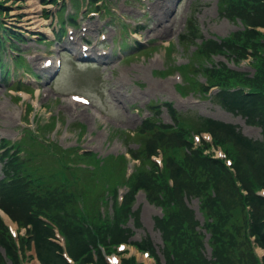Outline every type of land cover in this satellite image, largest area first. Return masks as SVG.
Returning a JSON list of instances; mask_svg holds the SVG:
<instances>
[{
  "label": "rangeland",
  "instance_id": "374dc122",
  "mask_svg": "<svg viewBox=\"0 0 264 264\" xmlns=\"http://www.w3.org/2000/svg\"><path fill=\"white\" fill-rule=\"evenodd\" d=\"M105 1V8L100 9L102 12L106 10L107 14L101 13L99 9H96V4L92 2L91 6L98 10L100 15L89 14L90 17L82 18V21L86 23L89 22L88 25L90 26V30L88 31V35L91 39L98 40V35L102 32L100 28L104 29V34L109 37L107 49H110L112 46L110 37L116 35L118 31L120 32V38L115 40V48L117 49V52L113 55L115 58L112 59L110 55L106 58L109 62L96 63V65L99 66L96 67L87 65L85 62L79 63L74 57L63 54L65 57L64 68L61 74L53 79L54 87L57 91H54V95L51 94L53 99L49 97V101L53 100V103H44V107L47 110H53L52 115L42 112L39 116L40 119L49 120L48 122H50L53 120L50 117L56 115V119L59 117L57 128L51 130L48 134L47 128L39 125L36 134L31 131L29 132L34 138L49 144L47 146V155L52 156L56 161L58 164L57 173L61 174L63 178H70L71 176L78 175L81 178L92 180V184L94 185L93 188L96 192H87L85 195L86 200L79 198L80 200L77 202L94 201V203L97 204V213L99 217L92 221L94 225L113 221L114 215L117 212L119 213L117 203H119L122 196V200L125 201V195H130V193H127L128 187L126 183L132 186H139L142 182L148 184L147 186L152 184L154 172L158 167L152 159L151 153H156L158 155L163 154L164 167L159 171V175L167 181L168 157L179 153H176V147L172 146L168 149L165 144H160L157 147L154 146L155 149L153 148V150H151L149 144L155 143L154 136L138 135L139 126L142 124L144 118L150 115L151 112L154 114V117H157L156 121L162 125L167 124V126L175 125L178 127V125L186 124L192 131L193 127H198V123L201 121L202 117H211L234 124L237 129L247 137L254 140H264L262 127L248 122L247 118L241 113L226 109L218 98L212 100L206 94L195 91L189 92L188 87L179 88V85H177V83L181 81V77L178 71L173 67L181 65L179 69H182L188 62L189 55L195 48V44L191 42V39L186 43L187 49L179 40L180 35H182L186 29L195 31L197 35L194 41L199 42L202 36L210 37L214 34L215 36L216 34L226 36L240 27L239 23L228 19L222 14L219 0H166L164 6H162L163 8H161L159 16L156 18L155 15H153V17L149 19L150 26L152 27L143 31V34L146 35L144 37L149 36L153 39L147 44L148 46L150 44L159 46L156 50H151L147 53L140 51L134 56L130 55L132 50L129 52L127 51L130 42L128 41L127 46L124 47L122 41L125 37H129L131 27L134 26L136 22L130 24V27L129 24H127L130 23L129 19L127 23H124L120 15L114 16L113 12H111L112 6H115L119 11L130 18H137L141 16L143 8H146L150 16L152 13L158 12L157 8L160 0ZM2 2L4 6L1 7L3 10L1 19L7 22V25L18 27L24 32L29 31L33 33L38 32L37 29L40 27L47 29L46 27L50 24L51 16L49 15L51 13V6L50 4L42 3V0H2ZM72 4L73 9L76 10V14L68 16V21L77 25L78 15L81 14L84 8L80 1H72ZM125 15H123L124 18L126 17ZM60 16L61 22L63 23L65 18L64 11L60 12ZM110 16L117 18L114 20L112 28H107L104 24L106 20H109ZM187 18H191L192 21V26L190 28H188L186 24V22H188ZM30 20H38L35 24H45L31 29L29 27L32 26L33 23H30ZM162 21H166V24L160 25ZM50 29L52 30V27H50ZM96 29H98V32H96ZM62 33L65 32L62 31ZM153 37H156V39ZM28 41L29 44L36 47L37 44L33 39H28ZM169 41H172V47L165 49L162 44H168ZM12 43L13 41L9 39L6 43V47ZM62 44L65 45V43L61 42V45ZM61 45L58 46L54 44V47H56V50L60 47L64 48ZM21 49L25 51L29 48L25 45H21ZM33 49L30 48L25 51V55L27 61L34 70V66H42L41 63L44 61L45 57L43 56L45 54L42 55V53ZM120 49L125 52L121 58H119L118 53ZM170 50H172L171 54L169 53ZM11 55L15 57L14 54ZM200 58L199 62L202 63L204 59L201 61ZM5 60L11 63L12 60L9 57V53H7ZM27 61L19 59L16 62L17 67L21 68L24 72L34 73ZM215 61H225V58L224 56H217ZM229 64L242 71H252V68L249 67L246 62H242L239 66L233 63ZM168 68L172 69V71L174 69V71L165 73ZM35 70L42 78H46L43 79L44 82H47L48 78H50L47 69H41L42 71ZM2 72L3 71H0V74ZM42 74H44V76H42ZM189 77L192 80L194 77L198 82L205 80L203 77L194 74L189 75ZM23 78L27 81L25 75ZM18 79H20V77ZM36 81L40 82L39 79H36ZM36 87L38 86L35 85V88ZM8 88L9 83L5 82L0 77V140L2 138L10 139L12 137H17L16 139H19L20 137L18 138V135L22 127L26 126L22 121V118L24 119L25 105L21 103L15 104L12 100L10 101ZM69 92H80L91 96L95 105H99L98 108L104 111V117L100 118L96 114L94 116L91 114L92 111L90 110H80L83 105L76 104L71 98H66V103L62 101V94ZM151 101L153 104H157L148 105ZM164 102L173 103L172 105L177 108V112L178 110L180 112L182 111L178 113V115L181 116L180 118L178 117V120L174 119L168 112L167 105H165ZM78 122L84 125V132L80 133L79 128L74 126V123ZM40 123H42V120ZM31 128H33L32 125ZM133 130L137 135L131 133ZM47 136L51 141L57 142L63 148L83 146V148L95 152L93 153L94 161L83 158L74 159L72 158L74 156L72 153L69 154L68 159H65V150L54 151ZM205 136L207 138L210 137L208 134ZM173 138L177 139L176 136H173ZM165 142H168V138ZM147 148L151 151H148ZM15 151L16 150H14L13 153ZM186 153L187 152H184L182 156ZM81 154L80 151L79 155ZM22 156L23 155H21L20 158L21 160ZM30 161H33V157H31L29 161L26 159V166L22 168L28 173L29 169H33L35 174L40 175L37 171L41 169L32 168L30 166ZM160 166H162V164H160ZM74 168L78 170L74 171ZM2 171L0 169V178H2ZM129 174L130 176L128 178L127 176ZM44 176L47 177L46 172H44ZM55 181L59 182L56 176ZM43 184V181H40L39 185ZM108 188H112L111 190L117 189L111 193H107L109 192ZM103 190L106 191L104 192V197L95 195ZM70 191L72 193H78L75 188H70ZM60 193L62 194V191ZM81 193H83V191L79 192V194ZM185 200L187 204L194 209L195 216L199 223L203 224L204 218L198 207L199 198L196 196H187ZM103 205L105 207L99 212V206L102 207ZM85 208L89 217H92L94 206H85ZM48 210L63 223L72 226L76 223L83 226L86 225L82 220V215H85V212L78 211L75 203H73L70 198H65L61 203L50 205ZM121 212H124V210ZM125 212L130 214H125L126 227L133 231L129 240L141 241L143 238H148L157 249V254L163 256L161 232L156 225V216L161 215L158 201H151L143 189H140L135 193L134 201L130 209ZM135 212L138 215V219L136 220L134 215ZM240 241H242L241 237L239 238V243ZM205 244L207 246L205 254L209 256L211 255V250L208 244ZM245 247L246 245L237 247L238 252H243V254H245ZM126 248L128 251L123 254L124 256L134 254L142 263H154L151 257H146L144 253L138 252L133 246L128 245ZM255 251L259 257H262L264 254V249L261 247H256ZM27 255H34V251L28 249ZM27 259L25 260V264H38L37 258L34 256L30 260ZM8 264H10V262H8Z\"/></svg>",
  "mask_w": 264,
  "mask_h": 264
},
{
  "label": "trees",
  "instance_id": "16d2710c",
  "mask_svg": "<svg viewBox=\"0 0 264 264\" xmlns=\"http://www.w3.org/2000/svg\"><path fill=\"white\" fill-rule=\"evenodd\" d=\"M221 3L229 16L237 15L254 28L238 31L219 43L220 45L215 40L208 44L203 42L198 46H203L199 52L224 48L228 52H236L239 47L251 45L256 50L255 72L248 76L245 72L213 63L210 66L199 64L197 69L212 83L220 85L216 96L223 107L239 112L248 122L261 126L264 136V33L255 28L257 25H264V0H221ZM239 83L249 84V92L231 89V86ZM168 109L174 119L181 117L174 108ZM156 119L153 114L151 118L143 121L138 135L154 136L155 143L149 144L151 150L160 144H165L168 149L172 146L177 148L176 153L179 154L168 157V174L174 178V185L170 187L165 178H156L155 175L150 186L145 182L140 185L148 189L152 200L156 199L158 204L164 207L163 216L156 217V225L165 244L167 262L264 264V257L262 260L256 257L250 240V237L254 236V243L264 248V196L254 193L256 188L264 186V140L247 137L232 123L202 117L199 125L203 129L213 131L232 156V170L223 161L211 159L204 156L200 149L192 148L191 139L186 138L191 131L189 126L162 125ZM150 149L147 148L148 151H151ZM184 152L187 153L182 156ZM19 181L21 185L11 189L7 182H4L0 188V205L21 224H31L29 232L36 241L43 264H70L62 257L60 246L49 240L53 235L50 225L37 216L41 209L49 211L51 203L42 200L46 191H59L63 188L62 184L46 177H42L43 185L33 182L31 184L35 179ZM243 189L247 192L244 193ZM62 192L67 190L63 189ZM184 196H196L200 199V210L205 220L204 228L209 233L207 242L212 250L210 257L205 254L206 235L198 228L200 223L194 210L185 202ZM107 227L111 228L106 224L105 229ZM66 229L75 257L74 264L94 262L82 231L72 227ZM111 231L114 240L126 237L125 230L118 224ZM240 237L242 241L239 243ZM95 240H90L94 246L97 245ZM240 245H246L245 254L238 252L237 247ZM0 246L5 251V256L0 251V264H7V261H11V264H21L15 242L1 217ZM146 247L153 249L152 242L146 241ZM80 255L84 256L79 260ZM98 255L100 258L97 263L106 264L100 250ZM121 264L138 263L133 257H129L123 258Z\"/></svg>",
  "mask_w": 264,
  "mask_h": 264
},
{
  "label": "bare ground",
  "instance_id": "6f19581e",
  "mask_svg": "<svg viewBox=\"0 0 264 264\" xmlns=\"http://www.w3.org/2000/svg\"><path fill=\"white\" fill-rule=\"evenodd\" d=\"M32 22V21H31ZM48 32H50V30H48Z\"/></svg>",
  "mask_w": 264,
  "mask_h": 264
}]
</instances>
